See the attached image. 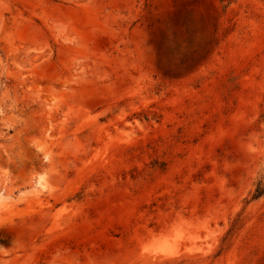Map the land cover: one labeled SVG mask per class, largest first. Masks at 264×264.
<instances>
[{
	"label": "rangeland",
	"instance_id": "rangeland-1",
	"mask_svg": "<svg viewBox=\"0 0 264 264\" xmlns=\"http://www.w3.org/2000/svg\"><path fill=\"white\" fill-rule=\"evenodd\" d=\"M0 264H264V0H0Z\"/></svg>",
	"mask_w": 264,
	"mask_h": 264
},
{
	"label": "trees",
	"instance_id": "trees-1",
	"mask_svg": "<svg viewBox=\"0 0 264 264\" xmlns=\"http://www.w3.org/2000/svg\"><path fill=\"white\" fill-rule=\"evenodd\" d=\"M261 194H262V193H260V192H259V193H258V195L256 196V198L260 197V196H261Z\"/></svg>",
	"mask_w": 264,
	"mask_h": 264
}]
</instances>
